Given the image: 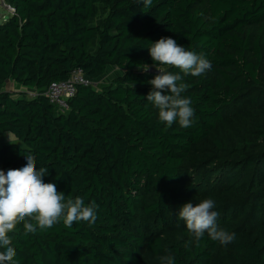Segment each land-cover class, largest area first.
Returning a JSON list of instances; mask_svg holds the SVG:
<instances>
[{
  "label": "trees",
  "instance_id": "trees-1",
  "mask_svg": "<svg viewBox=\"0 0 264 264\" xmlns=\"http://www.w3.org/2000/svg\"><path fill=\"white\" fill-rule=\"evenodd\" d=\"M5 1L16 14L0 25V137L18 142L0 147V170L32 154L45 183L98 205L91 226L18 225L13 264H264V0ZM162 37L212 64L201 76L166 68L189 85L188 128L146 100L159 74L148 47ZM109 68L124 74L102 91L78 86L67 111L46 96L76 70L94 82ZM206 198L234 234L227 245L197 242L178 217Z\"/></svg>",
  "mask_w": 264,
  "mask_h": 264
},
{
  "label": "clouds",
  "instance_id": "clouds-1",
  "mask_svg": "<svg viewBox=\"0 0 264 264\" xmlns=\"http://www.w3.org/2000/svg\"><path fill=\"white\" fill-rule=\"evenodd\" d=\"M145 7L152 5V0H141ZM153 66L158 73L148 81L152 90L146 100L158 109V119L167 127L178 122L182 128L191 127L194 123L192 100L184 97L189 85L182 82L179 73L166 71V68H177L185 76H201L212 68L211 62L202 54L186 50L171 37H162L148 47ZM142 70L147 72L149 65ZM167 91L170 94H162ZM26 164L18 169L0 170V264H13L16 256L9 233L17 230L22 224L25 234L35 233L37 229L46 230L59 222L71 228L75 222L84 221L93 225L97 220L98 205L93 201L85 205L82 198L65 197L57 190L55 183H45L43 177L48 168L37 169L35 157L24 155ZM215 202L206 198L196 203L189 202L180 207L178 217L186 223L188 232L198 242L205 233L221 245H227L234 234L220 229L217 224L219 213L213 210ZM161 264H175L174 256H162Z\"/></svg>",
  "mask_w": 264,
  "mask_h": 264
},
{
  "label": "built area",
  "instance_id": "built-area-1",
  "mask_svg": "<svg viewBox=\"0 0 264 264\" xmlns=\"http://www.w3.org/2000/svg\"><path fill=\"white\" fill-rule=\"evenodd\" d=\"M0 7L6 10L9 17L16 14V9L5 0H0ZM78 86H94V82L87 78L82 70H76L69 80L52 83L46 96L61 111H67L69 109L68 102L75 96Z\"/></svg>",
  "mask_w": 264,
  "mask_h": 264
},
{
  "label": "rangeland",
  "instance_id": "rangeland-1",
  "mask_svg": "<svg viewBox=\"0 0 264 264\" xmlns=\"http://www.w3.org/2000/svg\"><path fill=\"white\" fill-rule=\"evenodd\" d=\"M9 18L8 13L6 12L5 9L0 7V25L6 21V19ZM124 74V71L116 69V68H109L106 75L103 77L97 79L94 81V89L96 91H102L104 88L110 85V83L116 79L117 77H120ZM6 91H11L16 93L17 95H24L27 98H34L37 95L36 90L34 89H24L21 86L17 85L16 83L9 82L6 87ZM18 141L12 134H5L3 137H0V147L3 144H8V143H17Z\"/></svg>",
  "mask_w": 264,
  "mask_h": 264
},
{
  "label": "water",
  "instance_id": "water-1",
  "mask_svg": "<svg viewBox=\"0 0 264 264\" xmlns=\"http://www.w3.org/2000/svg\"><path fill=\"white\" fill-rule=\"evenodd\" d=\"M151 73H158L155 69H150Z\"/></svg>",
  "mask_w": 264,
  "mask_h": 264
}]
</instances>
